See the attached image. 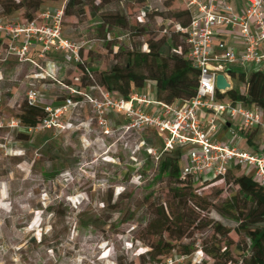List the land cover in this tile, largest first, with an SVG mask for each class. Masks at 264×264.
<instances>
[{"label":"rangeland","instance_id":"rangeland-1","mask_svg":"<svg viewBox=\"0 0 264 264\" xmlns=\"http://www.w3.org/2000/svg\"><path fill=\"white\" fill-rule=\"evenodd\" d=\"M81 1L85 8H75L78 14L73 16L65 11L68 0H43L33 18L63 9V34L85 43L84 62L96 77L115 63L124 65L126 55L145 51L150 42L167 37L169 45L179 24L174 14L185 9L177 0ZM147 11L151 14L145 15ZM116 13L126 17L127 26L115 21L103 26L104 15ZM0 18L27 19L24 8L10 16H4L0 8ZM184 38L179 37L180 43ZM31 57L44 68L47 61L54 63L56 80L37 78L42 70L32 62L11 57L0 63V264H167L169 259L181 258L175 264H224L223 258L216 260L204 248L222 253L227 247L233 259L242 260L247 250L244 238L233 230L236 220L218 211L238 191L232 177L244 172L237 166L225 177L194 180L192 190L205 207L199 220L183 238H176L179 230L164 233L174 245L168 255L154 261L141 258L150 249L148 243L159 239L148 229L157 203H176L171 186L183 187L156 177L158 159L148 148L165 154L163 137L152 130L106 137L95 121L88 124L92 112L86 107L76 113L75 128L30 132L28 139L20 122L10 124L19 121L29 89L36 88L44 103L53 104L66 97L64 85H71L79 70L68 54L51 53L47 60H39L34 51ZM233 84L246 91L244 83L233 80ZM134 89L157 98L151 81ZM84 91L96 93L91 86ZM111 118L116 123L123 120L117 115ZM224 137L228 143L249 149L240 144L242 138L237 142L233 134ZM111 200L116 204L107 206ZM218 222L226 227L225 232L230 230L228 235L217 232ZM186 249L189 254H183Z\"/></svg>","mask_w":264,"mask_h":264},{"label":"built area","instance_id":"built-area-1","mask_svg":"<svg viewBox=\"0 0 264 264\" xmlns=\"http://www.w3.org/2000/svg\"><path fill=\"white\" fill-rule=\"evenodd\" d=\"M177 1L191 14L190 23L186 27L178 24L176 30L184 34L186 57L199 74L197 93L192 99L169 104L149 97L144 89H133L124 97L101 85L91 86L96 90L92 93L72 84L64 85L66 97L53 105L44 104L39 91L32 87L27 102L43 107L45 116L29 131L75 128L76 113L89 107L92 116L88 124L95 121L106 137L139 135L152 130L163 137L164 152L186 148L182 178L206 181L224 177L232 166H237L264 186V153L216 138L218 130L231 120L237 121L243 131L264 129V110L260 106L220 97L219 93L228 91L217 88L219 74H224L234 88L231 76L234 68L247 75L254 70L264 71V0ZM63 15L64 10L60 9L23 21L0 18V63L11 57L19 62H32L42 70L37 78L52 80H56L58 67L50 61L42 67L32 59L34 51L39 60H47L51 53H64L75 65L81 63L85 43L64 36ZM74 80L79 81L80 77ZM111 115L121 117L122 122H114ZM18 124V120H12L10 126ZM148 151L157 159L160 157L155 148L149 147ZM181 259H169L167 264Z\"/></svg>","mask_w":264,"mask_h":264},{"label":"trees","instance_id":"trees-1","mask_svg":"<svg viewBox=\"0 0 264 264\" xmlns=\"http://www.w3.org/2000/svg\"><path fill=\"white\" fill-rule=\"evenodd\" d=\"M101 1L105 3L111 0ZM42 3L43 0H0V8L4 16H10L24 8L27 19H33L34 13L40 9ZM85 6L81 0H68L65 11L75 16L78 14L75 8L81 11ZM147 14L151 13L147 11L145 15ZM174 17L183 27L191 21V14L187 9L177 11ZM109 21L125 26L128 24L126 17L123 15L120 17L118 13L104 15L103 26H108ZM180 36L184 37V34L175 30L170 35L169 45H167V37L150 42L145 51L138 50L133 56L126 55L124 65L115 63L108 70L99 72L97 77L94 71L86 66L81 53L83 61L76 64L79 70L74 76V78L79 76L80 80L75 81L73 78L71 85H76L83 91L89 86L102 85L114 94L128 97L134 88H143L147 81H151L155 84L156 95L160 101L170 104L190 100L197 93L199 74L186 57L188 46L185 41L180 43ZM166 46H168L167 52L164 51ZM119 52H116L115 56H118ZM231 76L234 81L244 83L246 91L243 93L240 89L233 88L225 94L219 93V96L228 97L233 102L244 101L247 105L256 104L264 110V71L254 70L247 75L243 70L234 68L231 70ZM63 98L61 97L58 103L62 102ZM20 110L18 119L29 139V128L37 125L39 120L45 116V111L41 106L29 105L27 99L22 103ZM185 149L179 147L158 158L156 177L166 178L172 184H181L183 187L171 186L176 203L172 201L165 202V204L162 201L157 203L156 212L149 219L148 229L159 239L155 243H148L150 249L141 253V258L154 261L171 253L174 245L164 238V233L172 234L175 229L179 230L177 239L187 236L188 230L199 220L202 210H205V207L200 204L199 195L192 190L194 179L181 177L180 171ZM232 180L238 186V191L224 200L222 206L218 207V211L236 220L233 230L244 238L247 254L241 261H237L227 250L228 247L227 251L224 250L222 253H220L221 249L215 251L204 249L216 260L223 258L224 264H264V186L252 175L245 173L234 175ZM183 188H186V191H183ZM111 202L112 200L106 202V205L116 204V202L113 204ZM53 213H57L56 209H53ZM215 227L220 234L230 233V230L225 232L226 227L219 222ZM189 253V249L183 252V254Z\"/></svg>","mask_w":264,"mask_h":264},{"label":"crops","instance_id":"crops-1","mask_svg":"<svg viewBox=\"0 0 264 264\" xmlns=\"http://www.w3.org/2000/svg\"><path fill=\"white\" fill-rule=\"evenodd\" d=\"M44 104H48V103L45 102ZM54 104H58V102L53 103V105ZM236 123L238 124L237 121L231 120L229 122V124L221 127L218 130V132L221 133L223 128H226V131L221 133L222 134L221 137L217 136V134H218V132H217L216 138L222 142H228L226 139L227 137H224V136H226V135L230 136L231 134H233V135H235V141L238 142L242 138V141H244V142L240 141V144L247 145V147L249 149L252 148L253 150H255L257 152L264 153V139L263 140L260 139L261 131L264 129L263 128H256V129H252L250 131H243L239 127V125H238V127L237 126L235 127ZM224 133H227V134L223 135Z\"/></svg>","mask_w":264,"mask_h":264},{"label":"water","instance_id":"water-1","mask_svg":"<svg viewBox=\"0 0 264 264\" xmlns=\"http://www.w3.org/2000/svg\"><path fill=\"white\" fill-rule=\"evenodd\" d=\"M217 88L218 89H224L227 91H230L233 89L231 84L227 81L226 77L224 74H219L217 76Z\"/></svg>","mask_w":264,"mask_h":264}]
</instances>
